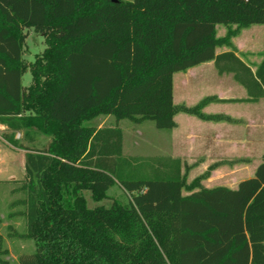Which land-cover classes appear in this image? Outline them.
<instances>
[{
	"label": "trees",
	"instance_id": "obj_1",
	"mask_svg": "<svg viewBox=\"0 0 264 264\" xmlns=\"http://www.w3.org/2000/svg\"><path fill=\"white\" fill-rule=\"evenodd\" d=\"M252 24H264V0H0V124L15 145L18 130L51 137L25 147L35 251L20 264H264V153L237 188H208L200 179L217 164L188 183L192 165L125 156L121 127L88 124L112 115L170 130L180 110L208 118L210 97L175 104L174 74L210 60L260 99L264 59L254 72L233 51L216 52ZM28 28L46 42L32 62ZM115 184L134 193L127 204L88 206L84 190L101 201Z\"/></svg>",
	"mask_w": 264,
	"mask_h": 264
},
{
	"label": "crops",
	"instance_id": "obj_2",
	"mask_svg": "<svg viewBox=\"0 0 264 264\" xmlns=\"http://www.w3.org/2000/svg\"><path fill=\"white\" fill-rule=\"evenodd\" d=\"M232 27L235 28L236 25ZM228 29L226 25V28L222 29V35H219L217 28V36H225ZM228 51H233L255 72L264 59V28L258 24L241 28L232 36L231 44L216 48L218 54ZM195 66H197L196 71L191 67L182 74V78L189 83L190 75L197 76V91L208 86L209 92L207 95H203L204 93L197 95V103L186 106H195L203 99L210 97V101L201 109L202 113L209 117L202 118L186 112L194 117L192 118L194 120L189 122H193L196 126L195 133L186 136L189 139L188 143L182 135V125L175 118L176 126L170 129L171 153L167 156L180 158L183 171L187 162L192 165L193 172L199 169L202 172L207 171L211 165L217 164L210 171L211 174L207 179L211 182L224 179V182L211 184L205 181L204 186L212 188L222 185L235 188L240 182L239 178L252 176L262 162L260 159L254 161V157L258 154L259 158L261 156L263 158L264 153V96L255 101L248 100V91L236 79L235 73L232 71L220 73L214 60ZM21 135L23 136L22 132ZM26 152L24 153L25 161ZM251 162H256L253 167ZM234 177L237 181L230 183L229 180ZM189 193L191 192L183 190V194Z\"/></svg>",
	"mask_w": 264,
	"mask_h": 264
},
{
	"label": "rangeland",
	"instance_id": "obj_3",
	"mask_svg": "<svg viewBox=\"0 0 264 264\" xmlns=\"http://www.w3.org/2000/svg\"><path fill=\"white\" fill-rule=\"evenodd\" d=\"M258 26L264 28V24H258ZM217 28L218 34L222 35V29L226 28V25L219 23ZM45 48L44 35L33 28H28L23 58L28 61H35L36 56L41 54ZM192 68L195 71L197 70V66ZM184 73L185 71H178L174 74V101L179 108L186 105H194L197 103V95H201V93L207 95L209 92L208 86H204L197 91V76L190 75L189 83H186V80L182 78ZM22 82L24 85L32 83V72L30 69H27L24 73ZM175 118L182 125V135L188 143L189 139L186 136L193 135L196 129L195 124L189 122V120H194L192 119L194 117L184 111H180ZM88 124L96 128L121 127L124 133L123 154L125 156L156 157L167 156L171 153V130L157 128L152 120L137 123L129 119L117 121L112 115H101L90 120ZM10 132L6 125L0 124V264H20L22 255L31 254L35 251L34 239L26 236L28 187L24 153L26 152L25 147L33 150L44 148L48 144L49 138H51L38 131L32 130L27 133L26 130H18L14 132V137L18 141V144L15 145L6 138V135ZM259 159L262 161V156L259 158V155L256 154L254 161ZM255 163L251 162L252 167ZM205 172L200 169L197 172H193L192 167H190L186 180L191 183L196 178L195 176L198 177ZM254 174L239 178V181L253 177ZM207 178L200 179L201 186H204L205 181L211 184L224 182V179L211 182ZM229 181L230 183H235L237 179L234 177ZM236 187H238V184H236ZM107 193L109 197L96 201L90 190L83 191L89 207H111L115 202L127 204L134 194L125 190L119 184L110 187Z\"/></svg>",
	"mask_w": 264,
	"mask_h": 264
},
{
	"label": "water",
	"instance_id": "obj_4",
	"mask_svg": "<svg viewBox=\"0 0 264 264\" xmlns=\"http://www.w3.org/2000/svg\"><path fill=\"white\" fill-rule=\"evenodd\" d=\"M113 1H117V0H113Z\"/></svg>",
	"mask_w": 264,
	"mask_h": 264
}]
</instances>
